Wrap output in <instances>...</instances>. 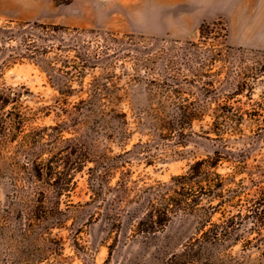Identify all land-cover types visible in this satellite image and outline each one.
I'll list each match as a JSON object with an SVG mask.
<instances>
[{
  "label": "rangeland",
  "instance_id": "obj_1",
  "mask_svg": "<svg viewBox=\"0 0 264 264\" xmlns=\"http://www.w3.org/2000/svg\"><path fill=\"white\" fill-rule=\"evenodd\" d=\"M212 22L218 24L200 35L201 24ZM35 25L86 32L63 35L67 43L79 37L101 58L98 67L86 71L82 91L74 85L73 94L63 97L35 63L19 57L23 40L41 43L36 37L45 32ZM107 36L120 41L110 49L117 56L109 52L102 57ZM67 56L72 59V53ZM95 83L112 86L88 102L86 91ZM0 86L22 94L12 112L20 117V136L30 134L46 144L43 159L51 154L58 131L63 141L55 152L60 147L72 152L76 143L91 158L74 174L69 197L62 199L61 226L47 229L43 223L35 231L41 237L32 243L36 249H54L46 250L51 252L47 264L159 262L153 247L127 237L125 229L111 231L100 217L90 218L95 209L87 168L97 157L122 163L108 180L111 187L121 172L139 186L167 183L217 149L211 129L218 123L226 150L244 151L243 171L234 180L246 186L252 178L264 181V141L254 131L252 116H244L236 131L232 122L218 117L220 112H260L264 117V107L256 105L264 101V0H73L60 6L52 0H0ZM179 107L194 118L182 120ZM168 131L174 133L159 137ZM23 141L7 145L15 160H8L5 169L0 166V264L32 249L21 240L15 221L3 227L17 172L13 162L25 161L23 154L17 155L18 145L27 144ZM216 172L226 177L232 166L222 163ZM184 227L173 221L162 232L163 240L178 242ZM227 254L229 264H264L255 249L243 252L234 246Z\"/></svg>",
  "mask_w": 264,
  "mask_h": 264
},
{
  "label": "trees",
  "instance_id": "obj_2",
  "mask_svg": "<svg viewBox=\"0 0 264 264\" xmlns=\"http://www.w3.org/2000/svg\"><path fill=\"white\" fill-rule=\"evenodd\" d=\"M72 1L52 0L56 6L69 5ZM217 24H201L200 35L209 25ZM35 27L45 32L44 37H36L41 43L23 40L24 54L19 57L35 63L63 97L73 94L74 85L79 87V92L82 91V78L86 71L98 67L101 58L96 51H89L88 46L81 44L79 37L75 36L67 43L63 35L86 32L43 25ZM55 40L58 42L56 45L53 43ZM126 41L131 44L130 38ZM46 42L50 44L46 45ZM103 43L102 57L109 56V52L117 56V50L110 49H113L112 45L119 44V40L107 36ZM121 44H124V40ZM70 53L72 59L69 60L67 55ZM52 54L48 59V55ZM173 65L171 61L170 66ZM110 86V83L90 85L86 91L88 102H93ZM21 97V93L0 86L1 168H6L8 160H15L14 152L7 154L9 143L17 138L27 143L17 147V155L23 154L25 161L21 164L13 162L17 172L13 194L7 200L3 227L8 228L15 221L21 240L30 243L32 249L21 252L16 259H5L2 264H47L51 252L46 250L51 246L36 249L32 243L41 237L35 231L43 223L47 224V229L61 226L62 199L69 197L74 174L81 171L91 158L81 146L78 149L74 147L76 143L70 146L72 152L65 147L55 152L63 141L58 131L51 139V154L43 159L46 144H42L41 138L30 134L20 136V117L12 110L16 109ZM256 105L264 107V101ZM178 110L182 120L191 121L194 118V114L185 112L184 107ZM244 116H252L254 131L264 141V117L260 112H220L218 117L222 118L223 123L232 122L236 131ZM216 125L211 130L219 142L217 149L211 155L194 161L185 173L171 177L167 183L139 186L121 172L120 178L111 187L108 180L122 163L106 155L97 157V161H92V166L87 168L90 205L95 209L90 218L100 217L111 231L125 229L129 232L127 237L153 247L158 264H229L227 252L234 246H239L243 252L255 249L264 256V181L252 178L246 186L242 180H234L235 175L243 171L244 151L240 154L226 150L222 144L223 130L218 123ZM173 133L161 132L159 137H168ZM121 135L124 139V134ZM222 163L232 166L231 175L224 177L216 172ZM20 179H23L22 183ZM175 220L185 227L180 240L171 243L163 240L162 232ZM122 235H126V232Z\"/></svg>",
  "mask_w": 264,
  "mask_h": 264
}]
</instances>
